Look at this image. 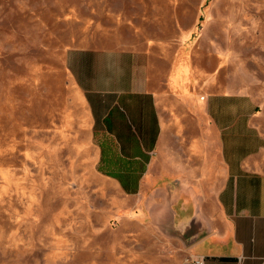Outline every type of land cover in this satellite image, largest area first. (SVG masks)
<instances>
[{"label":"rangeland","instance_id":"obj_1","mask_svg":"<svg viewBox=\"0 0 264 264\" xmlns=\"http://www.w3.org/2000/svg\"><path fill=\"white\" fill-rule=\"evenodd\" d=\"M74 48L145 52L264 104V0H0V264H146L75 162Z\"/></svg>","mask_w":264,"mask_h":264},{"label":"crops","instance_id":"obj_2","mask_svg":"<svg viewBox=\"0 0 264 264\" xmlns=\"http://www.w3.org/2000/svg\"><path fill=\"white\" fill-rule=\"evenodd\" d=\"M66 59L81 109L75 162L113 191L146 264H264V104L195 91L187 69L162 77L134 49Z\"/></svg>","mask_w":264,"mask_h":264},{"label":"built area","instance_id":"obj_3","mask_svg":"<svg viewBox=\"0 0 264 264\" xmlns=\"http://www.w3.org/2000/svg\"><path fill=\"white\" fill-rule=\"evenodd\" d=\"M195 264H203L204 261H203V258H198V259H195Z\"/></svg>","mask_w":264,"mask_h":264}]
</instances>
